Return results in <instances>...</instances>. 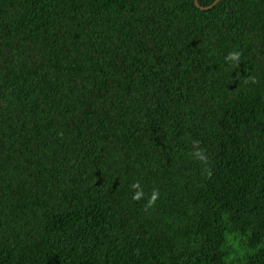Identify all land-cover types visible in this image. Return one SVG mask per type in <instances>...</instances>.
Here are the masks:
<instances>
[{"label":"trees","instance_id":"16d2710c","mask_svg":"<svg viewBox=\"0 0 264 264\" xmlns=\"http://www.w3.org/2000/svg\"><path fill=\"white\" fill-rule=\"evenodd\" d=\"M197 1L0 0V264H264V0Z\"/></svg>","mask_w":264,"mask_h":264},{"label":"clouds","instance_id":"9594fccd","mask_svg":"<svg viewBox=\"0 0 264 264\" xmlns=\"http://www.w3.org/2000/svg\"><path fill=\"white\" fill-rule=\"evenodd\" d=\"M238 55H239L238 53H231V54H229V56L227 57V59H229V60H235V59L238 58ZM193 155L198 160H201V161L205 160V156H204L202 150L195 151L193 153ZM133 187H137V186L136 185H133ZM134 198L135 199H139L140 198V193L138 192ZM154 200H155V195L153 196V201Z\"/></svg>","mask_w":264,"mask_h":264},{"label":"water","instance_id":"95a60500","mask_svg":"<svg viewBox=\"0 0 264 264\" xmlns=\"http://www.w3.org/2000/svg\"><path fill=\"white\" fill-rule=\"evenodd\" d=\"M194 1V4L197 6V7H200L202 8L203 6H201L197 0H193ZM205 7H209V6H205Z\"/></svg>","mask_w":264,"mask_h":264}]
</instances>
